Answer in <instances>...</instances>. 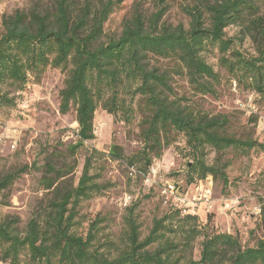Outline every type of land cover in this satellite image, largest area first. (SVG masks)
<instances>
[{"label":"trees","instance_id":"obj_1","mask_svg":"<svg viewBox=\"0 0 264 264\" xmlns=\"http://www.w3.org/2000/svg\"><path fill=\"white\" fill-rule=\"evenodd\" d=\"M121 1L104 0L93 7L89 0L78 6L76 0H53L48 8L35 4L27 11L3 14L0 105L16 104V98L3 91L4 85L21 92L29 76L39 78L47 67L59 68L65 73L59 112L65 114L72 107L75 111L77 139L68 145L74 153L95 137L93 119L99 105L113 115L120 111L129 122L133 111L120 94L130 95V99L138 94L145 110L139 121L141 146L125 155L122 147L113 143L108 155L124 159L145 175L174 134L181 133L194 160L189 169H197L199 179L212 175L226 185L229 163L222 159L225 151H264V141L237 137L229 131L226 114L194 111L170 99L168 73L151 64L150 56L175 59L194 92L213 93L218 75L201 52L207 43L216 44L219 60L229 72L238 80L250 78L253 91L264 95V0H192L182 6L189 17L188 27L161 22L164 6L148 18L135 8L130 18L122 20L118 34L101 41L104 23ZM229 25L238 26L242 37L256 43V55L246 58L235 50L234 60L229 61L225 54L234 42L224 37ZM205 147L215 152L210 164L204 160ZM89 167L87 158L73 186L62 167L46 163V175L40 181L48 193L24 229L17 227L18 217L0 221V261L19 264L25 252L26 264H264V238L246 247L237 235L213 230L203 233L200 258L193 259V240L201 232L195 224L197 216H181L178 210L154 217L142 237L140 223L129 208L118 243L106 236L100 240L104 216L94 217L86 233L77 232L78 203L102 192L89 175ZM26 168L2 175L0 190L8 189Z\"/></svg>","mask_w":264,"mask_h":264},{"label":"rangeland","instance_id":"obj_2","mask_svg":"<svg viewBox=\"0 0 264 264\" xmlns=\"http://www.w3.org/2000/svg\"><path fill=\"white\" fill-rule=\"evenodd\" d=\"M84 1L76 0L77 6ZM89 1L93 7H99L104 0ZM35 4L44 9L51 7L53 0H0V35L3 14L16 9L27 11ZM186 4H192V0H122L106 19L101 41L118 34L122 20L130 18L135 8L148 18L164 6L161 22L182 23L188 27L189 17L182 10ZM224 31L225 38L234 39L225 54L229 61L234 60L232 52L235 50L246 58L256 55V43L247 36L242 37L238 26L229 25ZM201 55L218 75L213 93L194 92L180 64L173 58L151 55L150 63L167 71L172 87L170 99L194 111L226 114L229 131L237 137L251 136L264 141V95L253 91L250 78L238 80L229 72L219 60L221 53L216 44L207 43ZM64 76L59 68L47 67L39 78L29 76L21 92L9 85L2 87L16 98V104L0 105V177L24 165L27 168L8 189L0 190V221L7 216L18 217L17 227L24 229L48 193L40 181L46 175L47 162L62 167L65 178L75 186L86 159L90 158L88 173L102 192L78 203L75 229L79 233H86L94 217L104 216L100 240L106 236L118 243L124 229L123 216L131 208L140 223L142 237L147 234L153 218L167 211L178 210L181 216L196 215L195 224L201 232L192 244L191 256L195 260L200 258L205 231L237 235L246 247L255 246L264 238V151L226 150L222 159L229 163L225 170L228 183L224 185L212 175L199 179L197 169H189L194 161L191 148L184 135L176 133L143 175L135 166H128L124 159L108 155L113 143L120 145L125 155L141 146L138 133L139 121L145 113L143 101L138 94L132 99L130 95L120 94L133 111L131 120L126 122L120 111L113 115L99 105L93 119L95 137L71 153L68 145L77 139V123L73 107L65 114L59 112V90ZM214 156V150L205 147L207 164ZM168 184L174 185V194L165 191ZM26 260L23 252L19 264H26ZM0 264L8 263L0 261Z\"/></svg>","mask_w":264,"mask_h":264},{"label":"built area","instance_id":"obj_3","mask_svg":"<svg viewBox=\"0 0 264 264\" xmlns=\"http://www.w3.org/2000/svg\"><path fill=\"white\" fill-rule=\"evenodd\" d=\"M165 191H168L170 194H174V185L173 184L166 185Z\"/></svg>","mask_w":264,"mask_h":264}]
</instances>
